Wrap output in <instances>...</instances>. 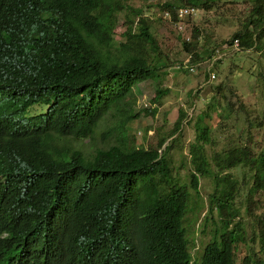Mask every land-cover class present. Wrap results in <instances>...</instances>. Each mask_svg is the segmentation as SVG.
<instances>
[{
  "label": "trees",
  "instance_id": "1",
  "mask_svg": "<svg viewBox=\"0 0 264 264\" xmlns=\"http://www.w3.org/2000/svg\"><path fill=\"white\" fill-rule=\"evenodd\" d=\"M143 1L175 19L181 5L209 9L215 0ZM235 39L236 50L264 55V0L251 1L225 41ZM181 42L192 62L211 55ZM168 65L143 7L130 0H0V264H236L243 234L233 223L229 170L248 169L252 188H264V145L255 150L252 131L264 121H248L243 142L211 155L208 213L218 211L222 223L194 256L184 218L191 190L198 194L200 175L211 170L208 120L230 99L214 83L192 117L198 133L189 145L192 168L185 155L179 164L188 169L183 180L170 151L185 108L155 146L134 144L128 131L130 120L157 111L135 110L134 85L156 80L151 100L159 102L169 91L161 84ZM97 132L107 145L86 153L77 142Z\"/></svg>",
  "mask_w": 264,
  "mask_h": 264
},
{
  "label": "rangeland",
  "instance_id": "2",
  "mask_svg": "<svg viewBox=\"0 0 264 264\" xmlns=\"http://www.w3.org/2000/svg\"><path fill=\"white\" fill-rule=\"evenodd\" d=\"M251 1L215 0L211 8L199 7L195 14L187 17L184 30L179 31L173 20L162 16L158 5L149 6L143 0H130L134 6L143 7L151 30L159 42L161 54L169 63L165 69L166 74L161 76L162 87L167 86L169 91L159 102L151 100L157 86L154 84L156 80L141 81L134 85L137 96L135 110L157 107L155 114L142 112L128 122L129 133H135L136 136L134 144L155 146L160 134L174 125L179 107L185 108L187 118L182 121L181 135L172 147L170 155L174 158V173L188 181V169L179 164L185 155L186 162L192 168L189 145L194 142L198 133L192 117L205 108V103L213 93L211 85L214 83L221 82L222 90L230 99L225 105L226 109L220 114L213 112L212 118L208 120L211 130L209 140L203 141V146L211 172L200 175L198 194L191 190L190 207L184 218V225L191 241V254L194 256L200 253L203 245L222 223L218 211H214L212 217L208 213L210 193L215 188L211 155L226 146L230 140L240 139L243 142L248 121H264V55L254 48L246 50L223 48L225 40L241 27ZM177 33H180V37ZM186 36L190 39H186ZM181 40H193L198 50L207 47L211 55L216 48L225 51L211 68L215 77L211 80L205 77L207 63L204 61L211 55L193 61L199 64L195 71L191 72L183 67L186 60L190 61V53L183 48ZM191 89H194V92L188 95ZM190 100L194 101L191 107L188 104ZM252 131L255 137L253 146L258 150L264 145V126L252 128ZM95 135V138L84 139L77 144L86 153L91 152L96 146L107 145V141L101 138L99 132ZM111 139L114 140L113 137ZM180 147L182 154L179 153ZM229 173L230 178L236 180L233 207L237 210V215L233 223L239 222L243 234V240L236 250V264H245L243 262L245 255L246 264H264V188L257 190L252 188L253 177L244 167L231 168Z\"/></svg>",
  "mask_w": 264,
  "mask_h": 264
},
{
  "label": "built area",
  "instance_id": "3",
  "mask_svg": "<svg viewBox=\"0 0 264 264\" xmlns=\"http://www.w3.org/2000/svg\"><path fill=\"white\" fill-rule=\"evenodd\" d=\"M160 1L163 2L165 0H160ZM197 10L198 8L196 6L186 4V5H181L180 7L177 8L175 19H172L170 12L166 9L163 11L162 15L165 18L174 20L178 30L183 31L185 28V19L195 14ZM186 39H190V37L186 36ZM223 48H225L226 50L227 49H239L238 40L235 39L232 43L224 44ZM221 50L222 49L220 48H216L213 54L205 60V63H207L205 69L209 73L208 80H211L213 77H215V74L211 71V68L214 65L215 61L225 53V51H221ZM197 65L199 64L196 62L186 60V62H184L183 67H185L187 70L192 72V71H195Z\"/></svg>",
  "mask_w": 264,
  "mask_h": 264
}]
</instances>
